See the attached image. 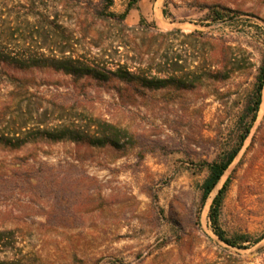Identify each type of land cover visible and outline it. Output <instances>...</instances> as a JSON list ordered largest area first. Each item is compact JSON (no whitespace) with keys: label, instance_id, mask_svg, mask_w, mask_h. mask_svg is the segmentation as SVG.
<instances>
[{"label":"rangeland","instance_id":"obj_1","mask_svg":"<svg viewBox=\"0 0 264 264\" xmlns=\"http://www.w3.org/2000/svg\"><path fill=\"white\" fill-rule=\"evenodd\" d=\"M101 6L0 0V46L189 85L152 89L0 60V136L13 140L0 141V264H264V239L255 242L264 234V91L243 148L204 205L208 170L192 164L237 142L264 58V0H141L124 21L101 17ZM211 6L238 13L213 21ZM233 58L241 69L232 71ZM98 120L128 130L124 145L36 135L61 124L94 130ZM226 182L220 224L229 237H248L246 248L221 240L209 218Z\"/></svg>","mask_w":264,"mask_h":264},{"label":"trees","instance_id":"obj_2","mask_svg":"<svg viewBox=\"0 0 264 264\" xmlns=\"http://www.w3.org/2000/svg\"><path fill=\"white\" fill-rule=\"evenodd\" d=\"M141 0H128L127 6L124 12L116 14L110 10L111 6L114 4V0H100L101 9L98 11V14L101 17L105 18H114L120 21L126 20L128 14L131 10L138 8V3ZM167 8V6H166ZM164 9V12H167V9ZM231 13H238V11L222 7V6H211L208 19L213 21H226L233 20L235 18ZM144 16L141 18V22H144ZM0 60L10 62L18 68H29L38 65L52 67L57 70L65 71L69 74H74L77 76H92L99 79H111L118 78L123 81L137 83L143 87H148L152 89H160L167 87L169 85H176L179 87H188V82L186 78L177 77L174 75L171 76H160L152 75L148 76L143 73L131 72L128 69L119 67L117 70L112 71L99 65H94L90 62L82 61L76 59L73 56H62V57H48V58H34L25 56H11V54L6 53L0 46ZM225 61V58L223 59ZM230 63L233 64L232 71L239 70L242 68L241 60L238 58H233L230 60ZM229 63H223L225 67H228ZM221 71H214L210 75L212 77H221ZM231 72L227 71L223 77H230ZM263 91H264V58L261 61L260 66L258 67V74L256 76V82L254 89L250 98L248 99L245 111L238 120V128L240 133L238 135L237 142L234 146H231L226 150L218 159L210 161H200L192 163L194 167L204 170H208V176L202 184V205H204L222 177L233 163L239 152L244 146L246 139L248 138L258 116L262 101H263ZM96 125V129L85 130L82 127L77 125L61 124L50 129L38 130L37 134L53 140V141H62V140H71L75 142H84L93 146H104L112 145L114 147H121L124 145V139L129 136L128 130L110 123L108 121H100ZM0 141L2 143L10 145L13 143L11 138L6 136H0ZM18 144L26 142V139L16 140ZM229 182H226L224 186L218 191L216 196L213 198L209 218L213 225L215 233L219 238L229 245L246 248L245 243L249 241V238L246 236H231L229 237L226 231L221 227L220 224V214L223 206L224 198L226 191L228 189ZM264 239V234L255 242H259Z\"/></svg>","mask_w":264,"mask_h":264},{"label":"bare ground","instance_id":"obj_3","mask_svg":"<svg viewBox=\"0 0 264 264\" xmlns=\"http://www.w3.org/2000/svg\"><path fill=\"white\" fill-rule=\"evenodd\" d=\"M263 112H264V104H263V107L261 108V111H260V117L263 115Z\"/></svg>","mask_w":264,"mask_h":264}]
</instances>
